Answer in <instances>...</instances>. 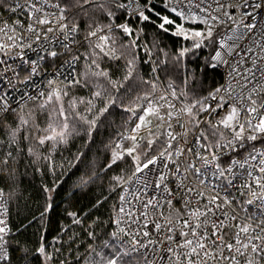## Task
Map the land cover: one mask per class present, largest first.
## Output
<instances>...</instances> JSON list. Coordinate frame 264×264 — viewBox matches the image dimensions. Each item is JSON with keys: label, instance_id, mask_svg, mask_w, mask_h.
I'll return each mask as SVG.
<instances>
[{"label": "snow or ice", "instance_id": "obj_1", "mask_svg": "<svg viewBox=\"0 0 264 264\" xmlns=\"http://www.w3.org/2000/svg\"><path fill=\"white\" fill-rule=\"evenodd\" d=\"M102 134L75 186L107 215L21 243L20 168L53 178L43 222ZM0 181V264H264V0H0Z\"/></svg>", "mask_w": 264, "mask_h": 264}, {"label": "trees", "instance_id": "obj_2", "mask_svg": "<svg viewBox=\"0 0 264 264\" xmlns=\"http://www.w3.org/2000/svg\"><path fill=\"white\" fill-rule=\"evenodd\" d=\"M158 8L160 7V0H155ZM148 38L151 39L154 35L153 29L149 26L146 29ZM160 43L161 46H166V50L171 53L179 48L180 41L163 33L160 34ZM205 55L208 54V50L205 51ZM193 63L189 64V68L193 71L196 70V65L202 64V59L197 60L192 58ZM147 69V65L144 66ZM222 82L221 76L219 75H209L207 82L205 83V88H211L213 84H219ZM179 83V80H177ZM112 119L119 120L120 117L116 116ZM109 133L112 129H108ZM100 140L107 142L108 136L101 135L97 138L96 146L92 147L90 152H87L82 148V144L77 138L73 142V145L70 146V151L66 150L63 152L64 159H71L72 155L77 152V150H85L87 159L84 163L79 165L81 171L76 172L75 175H72V169L68 171L63 179L66 183L62 184L60 189L57 192L53 193L54 198V211L49 213L47 219L41 220L40 212L43 210L45 203V195L42 191L43 186L51 185L52 177L50 175L41 176L40 173L35 172L32 168L25 169L24 167L20 168V183L18 185L20 196L18 199H13L10 203V226L13 230L16 228H21V232L17 233V238L21 243H26L28 247L34 248L39 241L40 235L42 233L47 235L49 241L52 240V237L56 235L57 230L60 228L61 224L69 223V218L65 214V209L71 211H77L80 214L87 213L88 215L84 217L85 221L90 222L92 218L97 215L106 216L107 215V202L102 205L99 209H93L92 205L95 203L97 198H102L107 194V181L105 179L97 180L95 183L89 184L85 188H77L76 182L85 171L89 169L86 167L88 164L95 162L97 168L102 166L106 161V153L104 152V147L100 144ZM58 162L62 161L60 155L56 156ZM67 167V165H65ZM61 170L58 169L57 173L59 174ZM25 172L27 173L25 175ZM71 177L70 179L68 177ZM6 181H0V187L4 186ZM6 191L10 189L6 188ZM29 221L31 223L29 224ZM27 225L26 228L23 226ZM76 231H81L79 226H73ZM46 229V233H45ZM83 236V232H81ZM31 264H39L38 260H32L29 258ZM14 264H23V262L17 259Z\"/></svg>", "mask_w": 264, "mask_h": 264}, {"label": "built area", "instance_id": "obj_3", "mask_svg": "<svg viewBox=\"0 0 264 264\" xmlns=\"http://www.w3.org/2000/svg\"><path fill=\"white\" fill-rule=\"evenodd\" d=\"M9 210H10V205H9ZM9 219H10V214H9ZM9 224H10V221H9Z\"/></svg>", "mask_w": 264, "mask_h": 264}]
</instances>
